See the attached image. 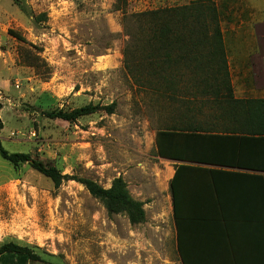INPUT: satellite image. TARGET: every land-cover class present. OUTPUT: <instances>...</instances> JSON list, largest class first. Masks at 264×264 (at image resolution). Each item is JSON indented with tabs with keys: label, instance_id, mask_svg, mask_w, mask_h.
I'll return each mask as SVG.
<instances>
[{
	"label": "rangeland",
	"instance_id": "1",
	"mask_svg": "<svg viewBox=\"0 0 264 264\" xmlns=\"http://www.w3.org/2000/svg\"><path fill=\"white\" fill-rule=\"evenodd\" d=\"M192 3L214 6L221 32L237 26L264 34V0H0L4 148L104 188L121 177L145 204V221L134 224L126 213L109 214L82 184L56 188L29 164L14 167L0 157V246H27L40 264H182L172 165L158 156L156 134L180 124L224 131V122L201 89L173 96L135 84L124 67V51L136 44L124 17ZM125 26L136 32L131 20ZM217 42L202 43L199 52ZM113 103L112 114L103 109ZM89 104L99 109L75 122L44 115Z\"/></svg>",
	"mask_w": 264,
	"mask_h": 264
},
{
	"label": "trees",
	"instance_id": "2",
	"mask_svg": "<svg viewBox=\"0 0 264 264\" xmlns=\"http://www.w3.org/2000/svg\"><path fill=\"white\" fill-rule=\"evenodd\" d=\"M129 20L133 26L135 25L134 33L132 28L125 26V22ZM124 29L136 43L124 51V67L140 89L160 94L169 93L173 96L178 91L183 93L195 89L198 93V89H201L202 94L213 96L207 103L210 102V107L218 111V118L224 122L223 132L245 135L251 140L264 142V99L235 96L222 42L219 17L214 6L210 4L198 6V3H192L188 6L140 12L124 17ZM209 30H213V36L208 35ZM10 33L20 41H26L20 34ZM210 39H218V46L205 54L199 52L201 44ZM185 76L188 80L184 79ZM114 108L113 103L103 109L112 114ZM98 109V106L89 104L70 111L60 109L45 111L44 115L52 119L75 122L83 116L95 113ZM209 132L186 124L158 130L157 154L162 159L198 163V137L204 136L200 133ZM0 157L14 167L29 164L32 169L48 178L56 188L64 181H76L85 186L93 197L102 200L109 214L126 213L134 224L145 221V204L131 196L126 182L121 177L115 179L110 188H104L91 179L64 175L57 167L35 160L30 154L10 153L4 148L1 140ZM186 167L189 166L185 164L176 166V173L169 182L177 230L179 224L177 175L179 170ZM176 240L181 262L187 264L180 253L179 238L176 237ZM40 263H44V260L27 246L14 242L0 246V264Z\"/></svg>",
	"mask_w": 264,
	"mask_h": 264
},
{
	"label": "crops",
	"instance_id": "3",
	"mask_svg": "<svg viewBox=\"0 0 264 264\" xmlns=\"http://www.w3.org/2000/svg\"><path fill=\"white\" fill-rule=\"evenodd\" d=\"M222 42L235 96L264 99V34L236 26L222 29ZM200 134L198 163L164 159L170 181L176 166H189L177 175L181 256L187 264H264V142Z\"/></svg>",
	"mask_w": 264,
	"mask_h": 264
}]
</instances>
